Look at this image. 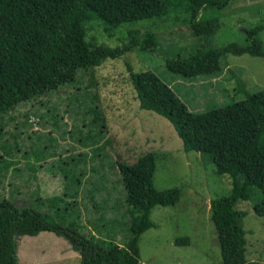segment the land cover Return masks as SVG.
<instances>
[{
  "label": "trees",
  "instance_id": "obj_1",
  "mask_svg": "<svg viewBox=\"0 0 264 264\" xmlns=\"http://www.w3.org/2000/svg\"><path fill=\"white\" fill-rule=\"evenodd\" d=\"M231 0H0V184L6 189L5 176L20 165L17 154L26 161L16 168L28 175L40 171L51 160H57L54 145L70 144L79 153L65 150L64 158L73 163L65 172L64 191L47 199L21 185L10 184L9 198H0V264H19V241L23 236L52 232L81 246L82 264H142L139 242L154 227L151 214L155 207H175L181 200L179 187L159 191L154 186L156 156L142 154L128 166L114 158L109 149L107 116L100 107L98 81L94 69L108 60L123 59L127 53L156 54L159 37L152 32L131 30L129 41L109 47L88 40L90 25L100 24L113 38L114 27L154 16H168L181 10L189 12L186 24L196 38V49L187 57L167 61L168 69L186 79L199 77L218 79L223 74L227 55L264 57V43L257 36L264 31L262 23L248 30L250 43L231 44L219 50H208L207 39L221 28L218 18H207L208 7L224 10ZM130 79L142 110L167 119L182 140L185 152L208 157L216 174L232 180L229 195L211 203L221 248L223 264H264L247 260V231L243 226L246 212L235 207L259 195L255 205L257 216L264 217V90L246 91L237 80L245 99L208 112H193L172 88L150 71L135 72L128 64ZM72 87L75 93L61 111L40 100ZM39 102L46 109L35 116L41 129L34 128L30 110L22 126L5 138L6 128L14 122L18 108ZM53 106V105H52ZM32 108H39L32 105ZM10 118L5 121V116ZM69 117L70 123L66 121ZM49 124V127H48ZM28 134L43 144L47 152L35 157L22 152L19 139ZM79 150V149H78ZM33 167V169H30ZM27 173V174H26ZM29 185H23L26 189ZM37 206L18 208L12 198L24 196ZM34 202V201H33ZM30 203V205L33 204ZM62 205V207L60 206ZM45 206H48V210ZM176 246H190L188 237L175 241Z\"/></svg>",
  "mask_w": 264,
  "mask_h": 264
},
{
  "label": "rangeland",
  "instance_id": "obj_2",
  "mask_svg": "<svg viewBox=\"0 0 264 264\" xmlns=\"http://www.w3.org/2000/svg\"><path fill=\"white\" fill-rule=\"evenodd\" d=\"M257 1L251 3L250 0H245L243 5H233L223 16L219 15L217 9L212 13L207 11L205 17H215L221 21L220 30L214 36L206 38L207 49L219 50L231 44L247 46L250 43L247 31L258 27L264 19V0ZM188 23L189 12L181 10L169 13L168 16H154L113 26L116 33L113 38L108 37L96 22L90 25L88 33L89 41L95 40L97 44L113 48L128 42L131 30L152 32L160 39V48L156 54L131 52L123 59L108 60L94 69L101 100L99 105L105 111L113 140L110 154L132 166L142 154L152 152L157 164L155 188L159 191L176 187L182 189L181 200L175 207L157 206L153 209L151 220L154 227L145 232L139 242L142 264H223L212 220L211 203L229 195L232 180L228 176L217 175L215 166L208 157L196 152H185L182 140L167 119L140 108L128 64L137 73L150 71L156 74L193 112L204 113L243 101L245 96L239 92L237 80L250 93L264 90V57L227 55L223 59L222 76L214 80L202 77L186 79L171 72L167 61L178 56L187 57L196 49V38L186 25ZM257 38L264 43V31ZM74 93V88L64 87L40 101L50 107L57 106L63 111ZM32 105L39 108H32ZM29 111L31 122L35 125L34 128L25 127V130L31 135L32 129H41L42 126L37 124L39 119L32 113L41 115L46 109L39 106V102L22 106L12 114L15 120L6 128L5 138L9 143H13L11 135L16 132L18 125L22 126L24 115ZM9 118L7 114L5 121ZM66 121L71 122L67 116ZM27 137L28 134L21 136L19 144L22 152L28 150L32 154L31 160L27 161L36 167L35 157L44 156L47 150L38 139L34 138L31 142ZM68 143L59 146L55 144L52 151L58 152L57 160L49 161L40 171L29 173L28 175L33 174L38 179L30 178L27 184L23 180L28 178L16 169L24 168L26 161L22 157L23 153L17 154L20 165L10 169L5 176L6 189L0 184V198L11 196V183L21 185L23 192L28 189L30 193L38 194L35 200L61 195L64 191L65 172L73 167V163L64 158L65 150L72 153L82 151L77 147L73 149ZM2 153L0 148V157L3 156ZM23 185L29 186L23 189ZM258 198L259 195L256 194L250 201H240L235 207L247 214L243 226L247 231V260L250 263H264V217L257 216L255 212ZM35 200H30L25 195L12 198L18 208H34L37 206ZM45 207L46 209H41L48 210V206ZM49 234L51 235L21 237L19 264H82L79 243L72 242V247H69L64 242L65 238L60 239L55 233ZM185 237L190 238V246L175 245L177 239Z\"/></svg>",
  "mask_w": 264,
  "mask_h": 264
},
{
  "label": "crops",
  "instance_id": "obj_3",
  "mask_svg": "<svg viewBox=\"0 0 264 264\" xmlns=\"http://www.w3.org/2000/svg\"><path fill=\"white\" fill-rule=\"evenodd\" d=\"M250 1H251V3H256V2H258L257 0H250ZM244 2H245V0H231V2L228 4V6H227L224 10H219V9L216 8V7H208L207 9H205V10L202 11V15L205 16V13H206L207 11H209V12L212 13V12H214V9H217L218 12H219V15L223 16L224 13H226V12H228V11H230V10L232 9V6H233V5H243ZM224 17H225V16H224ZM207 18H209V17H207ZM50 233H52V232H50ZM47 235H51V234H49V232H43V233L39 234L38 236H47ZM57 237H59V236H57ZM59 238L61 239V238H63V237H59ZM64 242H65L69 247H72V245H71L72 241H69V240L65 239ZM33 264H35V263H33Z\"/></svg>",
  "mask_w": 264,
  "mask_h": 264
}]
</instances>
